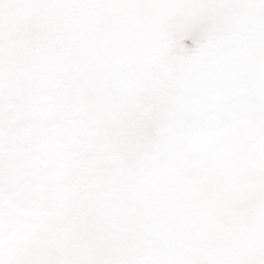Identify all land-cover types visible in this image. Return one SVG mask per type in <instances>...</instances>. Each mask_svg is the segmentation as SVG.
I'll return each mask as SVG.
<instances>
[{"label":"snow or ice","instance_id":"snow-or-ice-1","mask_svg":"<svg viewBox=\"0 0 264 264\" xmlns=\"http://www.w3.org/2000/svg\"><path fill=\"white\" fill-rule=\"evenodd\" d=\"M0 264H264V0H0Z\"/></svg>","mask_w":264,"mask_h":264}]
</instances>
